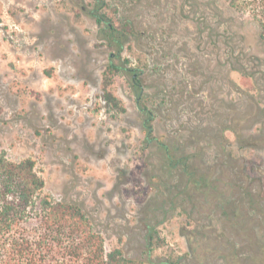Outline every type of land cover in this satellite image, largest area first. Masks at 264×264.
<instances>
[{"label":"rangeland","instance_id":"rangeland-1","mask_svg":"<svg viewBox=\"0 0 264 264\" xmlns=\"http://www.w3.org/2000/svg\"><path fill=\"white\" fill-rule=\"evenodd\" d=\"M104 2L115 26L133 23L121 58L144 70L139 106L153 112L152 135L181 145L197 175L228 170L226 180L239 184L229 200L245 198V213L247 192L264 197V118L243 119L237 134L229 127L242 118L246 92L255 93L243 76L251 70L253 26L243 18L240 40V21L224 0ZM100 29L75 0H0V141L7 159L31 158L44 194L80 205L107 249L139 255L138 240L121 228L134 227L136 216L156 225L162 243L152 256L160 260L187 254L181 264L190 256L222 264L209 253L217 239L240 254L238 228L224 214L229 210L191 192L190 184L181 191L180 172L166 173L159 154L141 150L145 116L130 77L107 66ZM253 101L264 105L257 96ZM250 134L257 145L240 137ZM150 180L158 187L151 189ZM186 240H195V255Z\"/></svg>","mask_w":264,"mask_h":264},{"label":"trees","instance_id":"trees-1","mask_svg":"<svg viewBox=\"0 0 264 264\" xmlns=\"http://www.w3.org/2000/svg\"><path fill=\"white\" fill-rule=\"evenodd\" d=\"M224 2L240 21L236 30L240 40L243 39V18L254 28L249 47L251 70L243 76L251 81L255 90L254 94L246 92V96L252 99L257 96L264 104V0ZM237 59L242 62L241 58ZM255 104L259 108L258 103ZM259 110L264 112V105ZM187 158L191 160V156L186 157V162ZM227 171L222 169L219 175L214 171L200 173L194 183L206 199L218 200L229 210L224 214L231 226L238 228L235 234L240 254L234 249L225 250L228 245L220 239L216 240L218 245L214 251L221 256L222 264H264V206L261 202L264 197L260 192H247V197L250 196L247 210L242 213L245 198H240L239 203L236 199L229 200L236 197L235 187L239 184L226 181ZM243 171L242 168L241 174ZM43 190L44 181L35 170V162L31 158L9 161L0 141V264H181L183 257L173 260L169 256L160 260L152 256L162 243L153 225H145L137 232L130 230L142 240L136 257L127 255L120 246L107 249L104 235L96 230L90 214L77 204L50 198ZM122 235H118V240H122ZM220 247L222 249H218ZM196 253L192 248L190 254Z\"/></svg>","mask_w":264,"mask_h":264},{"label":"flooded vegetation","instance_id":"flooded-vegetation-1","mask_svg":"<svg viewBox=\"0 0 264 264\" xmlns=\"http://www.w3.org/2000/svg\"><path fill=\"white\" fill-rule=\"evenodd\" d=\"M85 0H75L76 4L80 7V10L88 15L89 17H92L94 19V21L100 26V30L102 32V34L104 35V39L106 41V45L109 48V53H108V57H107V61L108 67H112L115 70L121 71L124 74L128 75L130 77V81L132 83L133 88L135 89V95H136V102L138 104V109L140 111L141 114H143L145 116V118L142 121V126L145 130V134H144V139H143V146L141 148V150H145V149H151V153L150 154H159L160 155V165L162 168H164L166 170V173L169 172H180L181 175V180H182V189L181 191H185V189L188 187V184L191 185L190 187V191L192 192H198L197 188L195 187L194 183L195 181H197L199 175H197V173L195 172L196 169H198L197 167H194L192 164V160H190L189 158H187V162L185 161L186 157H189L188 154H183L180 153V148L181 145L177 144V143H170V142H163L161 141L159 138L155 137L152 135L153 133V126H152V122L154 120V116H153V112L147 108L146 106H139V102L144 98L143 96V86L141 84L140 81V77L144 74V70L139 68V67H127V65L123 64V60L121 58L122 54L125 51V47H124V39L126 38V36L129 34L128 33V29H130V31H135L134 27H133V23L129 20L126 23H122V25L117 24V26H115V24L113 23V21L107 17L105 15V13L103 12V9L105 7V2L104 0H92V4L88 5L85 4L84 2ZM127 27V28H126ZM127 31H125V29ZM115 61H118V64L115 63ZM122 61V64H119V62ZM126 63V62H125ZM246 96V95H245ZM255 102L253 101L252 98L246 96L245 99V107L242 108L239 112H241V114H239L242 118L238 119L235 118L233 120H231V124H230V129H232L235 134H237V131H239L241 127H238L240 125V123L243 121V119L248 120V119H252L253 117L258 118V116H261L262 118H264V112L260 111L259 108L256 106H254ZM256 108V109H253ZM262 128L264 129V123L262 120ZM239 129V130H238ZM262 136L264 137V132L262 134ZM242 139H247L244 140L245 143H249V144H255L257 145V143H259V139L257 140L256 136L250 134L249 136H246L245 138H243L242 136H240ZM238 137V139L240 138ZM250 138V139H249ZM153 164H151L152 166ZM190 166V167H189ZM154 167V166H153ZM189 168V169H188ZM190 170V171H189ZM225 170V169H223ZM191 172V174L189 173ZM185 173V174H184ZM189 173V174H188ZM161 176H165L162 172L158 173V178H160V180L162 179ZM154 177V176H153ZM155 178V177H154ZM190 179V180H189ZM227 181V180H226ZM232 181V180H230ZM229 182V180H228ZM149 183L152 185L151 189L157 188L158 186H155V180H150ZM158 189H162V188H158ZM74 203V202H72ZM76 204V203H74ZM78 205V204H77ZM80 206V205H79ZM149 214H151L149 212ZM133 221L135 222L134 227H130L129 226V222L124 224L123 227H121L123 229V231L126 233L125 236L128 239L131 238H136L137 241V245L140 246L142 240L141 237L138 235H134L132 234V232H137L138 229H142L145 225H153L156 228V225L151 222L152 218L150 217L149 219H144V218H138L136 216H132ZM132 229V232L130 231ZM121 230V229H120ZM189 241L193 242V243H189ZM186 244L187 246L190 248L195 247V240H186ZM139 250V249H138ZM208 252V251H207ZM210 255H212L213 257L218 254L217 258L221 259V256L219 255V253H217L216 251L209 250ZM189 256H185L184 258H187ZM207 258H204L203 260L197 261V260H191V256L190 259H186L187 264H201V263H205L204 261H206Z\"/></svg>","mask_w":264,"mask_h":264}]
</instances>
